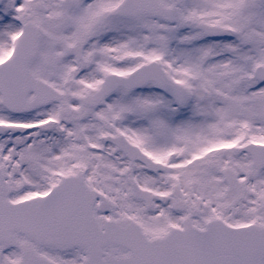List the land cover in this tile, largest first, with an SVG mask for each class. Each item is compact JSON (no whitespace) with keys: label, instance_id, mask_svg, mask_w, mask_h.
Wrapping results in <instances>:
<instances>
[{"label":"snow or ice","instance_id":"6c2138e0","mask_svg":"<svg viewBox=\"0 0 264 264\" xmlns=\"http://www.w3.org/2000/svg\"><path fill=\"white\" fill-rule=\"evenodd\" d=\"M0 264H264V0H0Z\"/></svg>","mask_w":264,"mask_h":264}]
</instances>
